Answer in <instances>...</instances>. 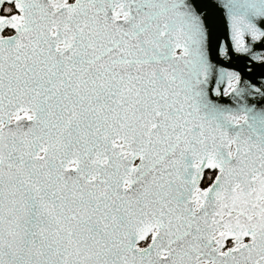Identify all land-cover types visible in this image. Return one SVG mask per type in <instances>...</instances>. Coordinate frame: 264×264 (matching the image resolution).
Listing matches in <instances>:
<instances>
[{"label": "snow or ice", "instance_id": "1", "mask_svg": "<svg viewBox=\"0 0 264 264\" xmlns=\"http://www.w3.org/2000/svg\"><path fill=\"white\" fill-rule=\"evenodd\" d=\"M0 264H264V0H0Z\"/></svg>", "mask_w": 264, "mask_h": 264}]
</instances>
